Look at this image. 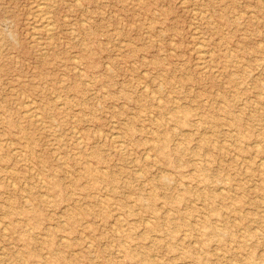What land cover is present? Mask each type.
Listing matches in <instances>:
<instances>
[{
	"label": "rangeland",
	"instance_id": "obj_1",
	"mask_svg": "<svg viewBox=\"0 0 264 264\" xmlns=\"http://www.w3.org/2000/svg\"><path fill=\"white\" fill-rule=\"evenodd\" d=\"M77 1L0 0V264H264V0Z\"/></svg>",
	"mask_w": 264,
	"mask_h": 264
},
{
	"label": "bare ground",
	"instance_id": "obj_2",
	"mask_svg": "<svg viewBox=\"0 0 264 264\" xmlns=\"http://www.w3.org/2000/svg\"><path fill=\"white\" fill-rule=\"evenodd\" d=\"M182 1H184L185 2V0H182ZM181 1V2H182ZM187 1V0H186ZM43 2V1H42ZM77 2H79L80 3V0H78ZM45 4V3H44ZM46 5V4H45ZM40 7H43V5L41 4V6ZM195 10V9H194ZM50 11V10H49ZM197 11H198V9H197ZM37 12H39V11H37ZM41 12H44V9L43 8H41L40 9V12L39 13H41ZM195 12V11H194ZM202 13H203V11H202ZM43 14V13H42ZM46 14V13H45ZM44 14V16H43V18H42V21H44L43 22V24H44V28H45V30L47 31V32H52V26H51V24H50V20H49V15L47 14V15H45ZM35 15V14H34ZM49 16V17H48ZM52 19V18H51ZM55 22V21H54ZM34 24V23H33ZM54 26V25H53ZM36 27V25L33 27V28H35ZM38 27V26H37ZM198 27V26H197ZM54 28H55V26H54ZM53 28V29H54ZM32 35H35V33L34 34H32ZM37 36V35H36ZM226 37V36H225ZM203 38V37H202ZM39 39V38H38ZM160 41V40H159ZM201 42H202V40H201ZM201 44V43H200ZM197 45V44H196ZM195 45V46H196ZM54 46V45H53ZM55 46H56V44H55ZM70 46V45H69ZM200 47V46H199ZM214 50V49H213ZM232 50V49H231ZM45 51H46V49H45ZM210 51H212V50H210ZM203 51L201 50V53H202ZM200 53V52H199ZM200 53V54H201ZM207 53V52H206ZM212 52H210V54H211ZM203 54H204V52H203ZM205 55V54H204ZM203 58V57H202ZM1 59V58H0ZM147 84V83H146ZM146 86V85H145ZM146 88V87H145ZM149 90V89H148ZM264 94V93H263ZM60 96V95H59ZM160 97V96H159ZM261 103V102H260ZM27 106H28V104H27ZM30 110V109H29ZM27 112V111H26ZM28 112H30V111H28ZM38 114V116H39V113H37ZM41 116V115H40ZM40 119V118H39ZM45 122V121H44ZM119 134V133H118ZM115 136L117 135L116 134V132H115V134H114ZM112 137H113V135H112ZM114 138V137H113ZM12 141H14V140H12ZM120 142V141H119ZM152 142V141H151ZM122 143V142H121ZM261 145V144H260ZM12 146V145H11ZM156 149H159V146H154ZM18 149V148H17ZM15 152V151H14ZM16 153H17V151H16ZM148 154V153H147ZM146 154V155H147ZM60 155V154H59ZM149 155V154H148ZM155 156H156V154H154ZM151 155H149V157H150ZM148 157V156H147ZM263 157H261V159H262ZM264 159V158H263ZM263 167V166H262ZM9 168V167H8ZM138 171V170H137ZM141 171V170H140ZM40 174V173H39ZM9 179V178H8ZM17 183V182H16ZM203 185H205V184H203ZM26 198V197H25ZM27 198H29V197H27ZM104 204V203H103ZM53 211V210H52ZM120 213V212H119ZM152 217V216H151ZM155 218V217H154ZM150 223V222H149ZM0 225H1V223H0ZM114 226V225H113ZM151 229H153L154 230V228H155V225L154 224H152L151 226ZM119 232V231H118ZM154 236V235H153ZM15 245V244H14ZM89 245H91V242L89 243ZM3 247V246H2ZM5 248V247H4ZM1 255V254H0ZM3 255V254H2ZM4 256V255H3Z\"/></svg>",
	"mask_w": 264,
	"mask_h": 264
}]
</instances>
